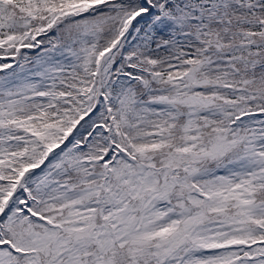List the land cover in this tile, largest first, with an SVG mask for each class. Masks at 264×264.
I'll return each instance as SVG.
<instances>
[{"label":"snow or ice","instance_id":"1","mask_svg":"<svg viewBox=\"0 0 264 264\" xmlns=\"http://www.w3.org/2000/svg\"><path fill=\"white\" fill-rule=\"evenodd\" d=\"M0 264H264V0H0Z\"/></svg>","mask_w":264,"mask_h":264}]
</instances>
